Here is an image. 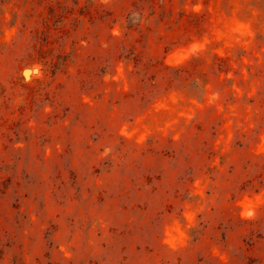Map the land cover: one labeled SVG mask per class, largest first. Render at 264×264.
<instances>
[{
	"label": "rangeland",
	"instance_id": "obj_1",
	"mask_svg": "<svg viewBox=\"0 0 264 264\" xmlns=\"http://www.w3.org/2000/svg\"><path fill=\"white\" fill-rule=\"evenodd\" d=\"M0 264H264V0H0Z\"/></svg>",
	"mask_w": 264,
	"mask_h": 264
}]
</instances>
